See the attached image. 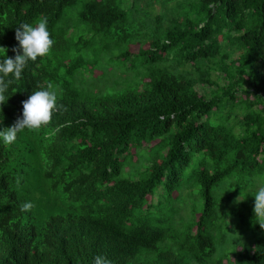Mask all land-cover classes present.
I'll list each match as a JSON object with an SVG mask.
<instances>
[{
  "label": "trees",
  "instance_id": "obj_1",
  "mask_svg": "<svg viewBox=\"0 0 264 264\" xmlns=\"http://www.w3.org/2000/svg\"><path fill=\"white\" fill-rule=\"evenodd\" d=\"M39 17L54 43L0 128L49 83L57 108L0 144V264H264V0H0L8 56ZM98 41L121 73L80 53ZM85 68L101 76L80 88Z\"/></svg>",
  "mask_w": 264,
  "mask_h": 264
},
{
  "label": "clouds",
  "instance_id": "obj_2",
  "mask_svg": "<svg viewBox=\"0 0 264 264\" xmlns=\"http://www.w3.org/2000/svg\"><path fill=\"white\" fill-rule=\"evenodd\" d=\"M18 45L12 48L14 56H8V49L0 46V105L5 103L9 85L21 78L22 72L29 61H36L49 53L54 41L51 38L46 17H39L33 22H21L15 29ZM79 79V74H77ZM58 93L49 83L46 87H38L31 92L22 103V114L8 127L0 128V144L11 145L18 134L25 130L34 131L48 124L57 108ZM3 115L0 116L2 120ZM254 220L264 228V181L257 184L254 192ZM21 210L32 207L31 202H23ZM92 264H110L103 255L93 257Z\"/></svg>",
  "mask_w": 264,
  "mask_h": 264
},
{
  "label": "rangeland",
  "instance_id": "obj_3",
  "mask_svg": "<svg viewBox=\"0 0 264 264\" xmlns=\"http://www.w3.org/2000/svg\"><path fill=\"white\" fill-rule=\"evenodd\" d=\"M71 12L76 14L77 11L71 10ZM73 36L76 37L77 34H74ZM90 44L94 45V47L89 46L87 49H84L86 52L81 50L80 53L84 57H85V55H87L89 60H91L92 63H94L95 65H98L97 71L95 72L96 74L103 75V73H101L102 70H113V69L116 70L118 73L122 72V71H120L122 69V66H117L118 61H116V60H119V57L116 56L119 53V51H118L119 47L112 46V47L108 48L106 46L101 45L100 41L91 42ZM81 46H85V44H83V45L81 44ZM145 46H148V44H146ZM138 47H139L138 44H134V46L131 49L133 51H136L138 49ZM108 75L110 78L112 77L111 74H108ZM100 76H92L91 70L89 68H85V70L83 71V74H82V80L79 82L78 85L80 88H82L87 84H92V79L95 77L98 78ZM96 82H97V84L103 85V84L107 83V79H99ZM95 89H96V87H95ZM260 181L261 180H257L256 185ZM238 198L241 200V197H238ZM226 220L232 221L233 217L231 215H229L226 217Z\"/></svg>",
  "mask_w": 264,
  "mask_h": 264
}]
</instances>
